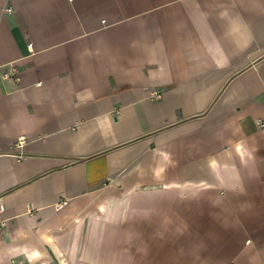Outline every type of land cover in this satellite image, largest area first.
Instances as JSON below:
<instances>
[{"label": "crops", "instance_id": "obj_1", "mask_svg": "<svg viewBox=\"0 0 264 264\" xmlns=\"http://www.w3.org/2000/svg\"><path fill=\"white\" fill-rule=\"evenodd\" d=\"M6 7L0 264H264V0Z\"/></svg>", "mask_w": 264, "mask_h": 264}, {"label": "built area", "instance_id": "obj_2", "mask_svg": "<svg viewBox=\"0 0 264 264\" xmlns=\"http://www.w3.org/2000/svg\"><path fill=\"white\" fill-rule=\"evenodd\" d=\"M12 13H13L12 7L0 8V17L6 14H12ZM2 79L11 80L13 82H18L19 76H18L17 70L14 67L9 66V68L3 73ZM151 97H153L154 99H160L161 94L158 91H153L151 93ZM62 207L63 205L57 206V210H60ZM4 225H5V222L1 219V216H0V230L4 227Z\"/></svg>", "mask_w": 264, "mask_h": 264}]
</instances>
